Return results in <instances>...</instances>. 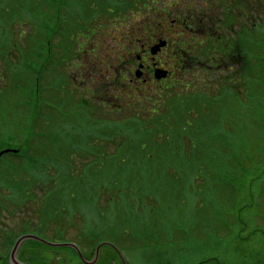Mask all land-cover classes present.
I'll list each match as a JSON object with an SVG mask.
<instances>
[{
    "label": "rangeland",
    "instance_id": "374dc122",
    "mask_svg": "<svg viewBox=\"0 0 264 264\" xmlns=\"http://www.w3.org/2000/svg\"><path fill=\"white\" fill-rule=\"evenodd\" d=\"M76 1L62 0L59 32L51 36V55L47 52L45 57L48 69L41 96H53L66 114L63 117L69 116L63 127L53 123L65 143L72 137L81 140L70 168L82 180H46L41 190L33 188L25 197L13 191V183L0 181V225L72 226V231L78 228L91 241L100 235L125 252L127 248L131 264H191L202 257L210 258L203 264H264V73L258 65V57H264V0L256 2L259 8L252 12V25H232L240 29L238 58L231 55L209 69L205 63L210 56H218L219 49L213 45L204 49L206 39L200 45V58L192 63L184 58L183 66H173L171 77L156 86L157 91L152 85L138 90L123 84V95H118L113 80V55L123 52L125 45L129 52L135 51L132 38L142 35L139 23L145 20L149 6L138 10L133 0L119 13L126 12V20L114 21L118 12L101 18L99 5L90 13ZM98 1L104 4L106 0ZM174 1L178 2L141 0L138 4L153 5L150 12L169 8L168 16L174 17L170 12ZM205 1L198 0L188 11H202ZM55 3L0 0V133L6 134L15 124L11 126V120L16 119L14 108L20 93L11 91L13 74L22 70V59L34 60V50L43 40L39 35L45 34V19L53 22ZM156 19L160 20L158 15ZM102 23L105 28L99 33L91 31L104 27ZM157 26L163 40L177 41L181 32L185 42L196 45L188 36L195 28L171 32L168 22ZM230 28L225 30L228 36L234 29ZM81 30L89 37H79ZM81 47L88 53L78 52L83 55L75 61L73 54ZM84 60L81 70L74 66ZM106 60L112 76L87 82L89 66L94 62V68H103ZM2 105L8 116H3ZM182 107L191 113L182 115ZM184 119L188 128L182 131L179 124ZM133 122L145 123L149 129L157 122L162 124L154 129L158 135L145 140L159 149L148 150V160L128 152L138 141L130 135ZM167 124L174 129L165 132ZM15 167L17 176L29 175L20 164ZM17 176L14 181H31ZM55 182L64 186L53 188ZM89 184L94 185L87 186L91 191L82 187Z\"/></svg>",
    "mask_w": 264,
    "mask_h": 264
},
{
    "label": "flooded vegetation",
    "instance_id": "af4514ba",
    "mask_svg": "<svg viewBox=\"0 0 264 264\" xmlns=\"http://www.w3.org/2000/svg\"><path fill=\"white\" fill-rule=\"evenodd\" d=\"M140 1L135 0L134 2L138 5V10H145L148 6L149 9L145 20L139 23V26H142V35H136L132 38L135 40V51L129 52L126 50L125 45L123 52L113 55L115 61L111 66L114 68L113 71L115 70V73L112 72L113 80L116 82L115 85L119 89L118 95L124 94L121 91L123 89L122 87H124L123 84L126 85V89H129L127 85L130 87L133 85L138 90H141L143 86L152 85L156 89L154 91H157L156 86L159 87L160 83H163L171 77L173 66L182 65L184 58L190 59L191 63L194 59L198 58V54H196V50L194 51V49L199 50L200 45L206 39L207 43L206 45L204 44V49L207 47V50H209L212 45L214 46L212 47L213 49H219L217 52L218 56H210L207 60L208 63H205L209 69L219 65L221 61L228 60L231 55H237L236 58H238L240 54L237 51V32L243 23L253 24L252 12H257L259 8L258 4H256L258 2L257 0H248L249 2H246V0H206L203 2L204 7H206H202V11L193 13L188 11V9L195 4H199L198 0H178V2L174 1L173 4L176 6L175 8L172 7L170 11L171 13L174 12V17H169V8L160 7L158 11L155 8L150 12V7L153 5L144 3L140 5L138 4ZM151 1L154 4L156 3V0ZM77 3L81 7V10L87 9L90 13L92 12L93 6L97 7L99 5L103 11L101 14L98 13L101 18L105 14L110 15V12H118V15H115L116 18H114V21H121V19L126 20V12L119 14L120 11H126V4L133 3V0H106L104 4L98 0H77ZM243 3L246 4V7ZM156 15L159 16L160 20L156 19ZM165 22H168L169 26H172L171 32H177V29L184 31V29L191 30L195 28L196 32L188 33V36L190 37L189 39L196 42V45L191 47L190 42H185L181 38L183 33L180 32L178 34L180 36L179 40L175 41L171 39L170 41L166 38V43L156 48V45L164 39L161 34H158L159 26L157 25H162ZM232 25L238 26L239 28L235 29ZM228 26L231 27L230 29L234 28L231 34L234 35L233 39L231 35H226L225 30ZM146 27L148 30H151L149 33ZM104 28L105 25L100 29H91V31L99 33ZM161 31L163 30L161 29ZM123 33L126 34V29L123 30ZM130 35L128 36L129 39ZM80 36L81 38L82 36L89 37L83 30L80 31ZM129 39L123 37V40L131 42ZM50 40L51 35L48 37V53L51 55V49H49V46H51ZM153 49H156V51L153 52ZM81 50H83L82 47L73 54V57H76L75 61L77 60V56L83 55L78 54V52L88 53L85 50ZM162 56L164 57L162 58ZM217 60L218 62L216 63L215 61ZM51 62L52 60L50 58L49 64ZM85 62L87 60H84L82 63L80 61L79 64H74V66L81 70V66ZM169 63H172V65ZM109 64L108 60L104 61L103 65L105 66L103 68L96 67L98 68V72H96V68L94 67L97 64L95 65L93 62V65H90L87 70L89 76L87 77L88 79L86 78L87 82L94 84L98 79L101 81V79H106L108 75L110 76L111 72H108V70L111 66ZM157 68L167 70L166 76L157 77L155 74ZM137 71H139V75L136 74ZM94 72L99 76L94 75ZM101 74H104V76H101ZM160 87H163V84ZM153 88L151 87V89ZM105 100L109 101V99ZM102 101L104 102V99ZM71 229L74 228L72 226L50 227L38 225L32 229L28 226L15 228L13 226L0 225V264H131V258L127 248L126 252L123 251L119 244L110 239H99L95 240L96 242L94 240L91 241L88 236L84 237L78 228H76L75 232ZM28 234L31 236L22 238L23 235ZM102 241L104 242L96 249L97 244ZM209 259V257H202L195 262H191V264H203Z\"/></svg>",
    "mask_w": 264,
    "mask_h": 264
},
{
    "label": "trees",
    "instance_id": "16d2710c",
    "mask_svg": "<svg viewBox=\"0 0 264 264\" xmlns=\"http://www.w3.org/2000/svg\"><path fill=\"white\" fill-rule=\"evenodd\" d=\"M61 3L62 0H56V3L54 4L55 13L53 14V22L48 23L45 19V34L43 33L42 35H39L40 37L42 36L43 40L40 41L41 43H39L37 45V49L34 50V60L30 62L29 59L27 60V58L22 59L23 62L20 63L22 70H16L13 74V80H11V91L13 93L19 91L20 93V98L17 102L18 106L14 108V111L16 112V119L11 120L13 121L11 126L13 123L15 124L14 127L9 128V132L6 134L3 132L0 133V149L6 146L16 149L15 151L10 150L0 156V164H2V166L0 165V181L6 180L5 182L10 184L13 183V191L18 193L19 196L22 195V197L32 194L33 188H38V191L41 190L40 187L47 184L46 180L56 181L57 178L69 177H76L80 181L82 180L81 176L74 175L70 168V165H73V151L75 148H81V140L72 137L71 141H66L65 143V140L60 137V133L56 132L53 123H58V125L63 127V125L66 124L69 116L67 115L66 118L63 117L64 115L66 116V114L59 110L61 107L57 102H55L53 96H51L52 98L41 96L44 88L42 81L45 79V73L48 69L45 61L46 58H48V49H46L48 46V37L49 35L54 36L59 32L58 27L60 23ZM201 53L202 51L200 48L198 50V59L200 58ZM258 59L260 60L258 65L264 73V57H258ZM51 60H53V58ZM23 73H26L25 77L21 75ZM24 81L25 83L22 84ZM8 92H5L4 94L7 95ZM179 104L182 105L181 103ZM1 111L2 114H4L3 116H8V114L5 112L6 108L4 105H2ZM179 112H182L181 114L185 115V113H191V109L185 110L182 107V110ZM55 113L59 118L55 116ZM163 118L164 117H161L159 119L160 123H163ZM186 120L187 119H184V122L179 124V127L182 131H185L188 128L186 127L188 125ZM172 121L174 124L175 119L173 118ZM159 122H157V126L155 127L157 129L162 126V124ZM166 127L165 132H169L170 129H174L171 124H167ZM155 128L149 129V126H147L145 123H130V135L132 136L133 140L137 139L138 141L134 144H131L128 152L130 154L135 152L137 154L140 153V155L145 160H148L151 157L147 156L149 155L148 150H159L158 146L154 143H150L149 145L147 142H145L147 138H154L156 135H158L154 132ZM145 134H147V136H145ZM11 159H14L12 163ZM16 164H20L22 169L26 170L29 175L17 176L19 171L17 167L14 168V165ZM13 174H15L18 179L29 178L28 180L31 181H14L16 176ZM113 175L117 178H120V175H117L115 172ZM45 176L49 177L50 179L45 178ZM87 176L88 174L86 173L85 177ZM63 186L64 185L58 183L53 188H60ZM87 186L92 187L94 185L89 184L82 187L90 189ZM55 190H52V193H54ZM13 200L16 199L13 198ZM19 200L26 201L25 198ZM99 239H102L100 235L99 237H96L95 240Z\"/></svg>",
    "mask_w": 264,
    "mask_h": 264
},
{
    "label": "water",
    "instance_id": "95a60500",
    "mask_svg": "<svg viewBox=\"0 0 264 264\" xmlns=\"http://www.w3.org/2000/svg\"><path fill=\"white\" fill-rule=\"evenodd\" d=\"M165 42H166L165 40H161V41L156 45V48H158V47L164 45ZM152 51L155 52L156 49H153ZM136 74L139 75V71H137ZM155 74H156L157 77H163V76H166V74H167V70H165V69H161V68H157V69L155 70ZM10 150H11V151H15L16 149H14V148H3V149L0 150V155L3 154L4 152L10 151ZM26 236H31V235H29V234H28V235H23L22 238H24V237H26ZM18 241H19V240H18ZM18 241H17V242H18ZM103 242H104V241H102V242H100L99 244H97L96 249H97V248H98Z\"/></svg>",
    "mask_w": 264,
    "mask_h": 264
}]
</instances>
